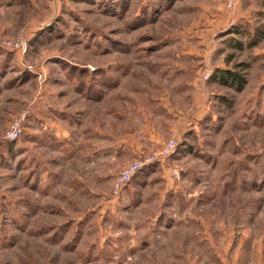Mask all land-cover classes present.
Segmentation results:
<instances>
[{
	"label": "rangeland",
	"instance_id": "1",
	"mask_svg": "<svg viewBox=\"0 0 264 264\" xmlns=\"http://www.w3.org/2000/svg\"><path fill=\"white\" fill-rule=\"evenodd\" d=\"M238 5L0 0V264H264V19Z\"/></svg>",
	"mask_w": 264,
	"mask_h": 264
},
{
	"label": "built area",
	"instance_id": "2",
	"mask_svg": "<svg viewBox=\"0 0 264 264\" xmlns=\"http://www.w3.org/2000/svg\"><path fill=\"white\" fill-rule=\"evenodd\" d=\"M239 0H224V3L228 9H233L238 4ZM1 47H4L6 49L10 48V44H2L0 43ZM26 117V116H25ZM16 123V122H15ZM12 130L8 134L7 141L11 142L15 140L21 133V121L12 126ZM177 147V137L174 136L162 149L159 157H157V160L162 159L169 156L171 153L175 151ZM154 157L148 158L143 161H135L131 163L129 166L121 169L119 174L116 176L115 183H114V191L120 192L122 189L143 169L147 168L148 166L152 165L154 163Z\"/></svg>",
	"mask_w": 264,
	"mask_h": 264
},
{
	"label": "crops",
	"instance_id": "3",
	"mask_svg": "<svg viewBox=\"0 0 264 264\" xmlns=\"http://www.w3.org/2000/svg\"><path fill=\"white\" fill-rule=\"evenodd\" d=\"M238 6H239V11L244 6V7H249V9H253L254 12L262 13V17L264 19V0H240ZM246 12H247V10H246ZM240 17L243 18L242 15H240ZM262 22H264V20H262ZM260 24H262V23H260ZM44 135H45V140L49 141L51 139L50 135L48 136L47 130H45ZM32 138H34V137H32Z\"/></svg>",
	"mask_w": 264,
	"mask_h": 264
},
{
	"label": "trees",
	"instance_id": "4",
	"mask_svg": "<svg viewBox=\"0 0 264 264\" xmlns=\"http://www.w3.org/2000/svg\"><path fill=\"white\" fill-rule=\"evenodd\" d=\"M259 41H260V39H259ZM259 41H254L253 43H251L252 46L253 47L256 46ZM224 73L228 74V76L222 74V80H226V79L229 80L231 78V81L234 83L238 82L240 80V77L237 76L235 73H231V72H224Z\"/></svg>",
	"mask_w": 264,
	"mask_h": 264
}]
</instances>
